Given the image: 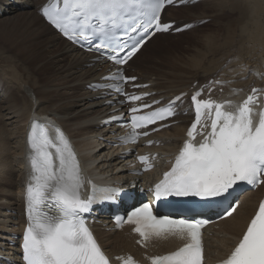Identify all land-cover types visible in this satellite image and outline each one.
<instances>
[{"label":"snow or ice","instance_id":"snow-or-ice-1","mask_svg":"<svg viewBox=\"0 0 264 264\" xmlns=\"http://www.w3.org/2000/svg\"><path fill=\"white\" fill-rule=\"evenodd\" d=\"M165 3L172 4L173 0H63L62 7L49 5L42 13L67 39L90 44L94 39L99 40L93 45L95 50L116 64H124L138 50L149 29L168 30L170 25L159 23ZM121 33L127 39H123ZM241 69L248 71L246 65ZM103 79L126 81L135 77L126 78L117 71ZM101 87L122 91L119 85ZM251 91L256 94L259 90ZM253 94L235 111L225 110V105H232L231 101L199 100L200 92L192 95L196 120L187 132L189 139L184 142L173 167L155 185L156 201L167 197H223L231 195L230 190L240 184L252 187L264 184V110L259 113L258 121H254ZM129 99L136 101L142 97ZM180 100L178 96L164 107L132 115V132L121 137V142L135 143L139 136L136 129L174 116L175 103ZM143 107L151 108V105ZM130 111L135 114L140 109L132 107ZM206 113L211 120V131L206 135L201 131L204 138L197 144L194 133ZM54 131L55 137L50 134L49 126L34 122L28 136L31 172L25 196L28 225L21 246L22 259L25 264H110L87 226L84 214L90 213L97 202H115L120 189L92 185L91 193L82 196L85 180L79 160L64 133L59 128ZM142 134L147 136L149 132ZM139 159L147 164L149 158L141 156ZM235 210L231 207L226 214L230 216ZM121 221L122 217L117 216L118 225ZM127 222L136 225L134 231L144 241L165 234L186 240L176 251L153 257L151 264H203L201 230L208 220L157 216L152 206L145 203L128 214ZM123 264L134 262L129 257ZM222 264H264V202L260 203L243 238Z\"/></svg>","mask_w":264,"mask_h":264},{"label":"bare ground","instance_id":"bare-ground-1","mask_svg":"<svg viewBox=\"0 0 264 264\" xmlns=\"http://www.w3.org/2000/svg\"><path fill=\"white\" fill-rule=\"evenodd\" d=\"M46 2L0 0V253L11 232L24 222L25 139L33 117L51 118L68 133L81 155L86 176L117 182L130 178L126 162L114 148V129L100 127L101 120L113 116L108 115L111 106L105 104L109 98L87 90L89 84L100 80L105 70H101L100 63L90 66L92 57L81 54L43 21L37 11ZM165 14L171 20L212 18L216 29L195 43L201 51L188 47L183 56L176 54L181 43L165 41L174 36L156 35L145 44L131 61L141 57L140 60L152 65L154 73L145 75L149 78L141 75V84H152L147 91H156L157 98L169 100L189 90L197 80L209 77L208 82L216 76L215 81L220 82L217 90L223 89L224 93L220 97L218 93L212 95L240 102L253 87H264V0H205L192 8L167 9ZM227 20L229 29L223 32ZM153 46L156 51L144 56L146 49L152 50ZM220 47L225 50L216 53ZM245 65L248 71H242L241 66ZM213 86L216 84L209 88ZM179 119L183 122L158 135L166 144L162 149L166 153L175 152L184 141L186 120ZM263 191L264 187L258 192ZM254 195L244 196L237 214L219 224L208 244L209 261L224 257L240 237ZM97 235L112 255L138 253L125 232L97 230ZM172 249L169 246L165 250Z\"/></svg>","mask_w":264,"mask_h":264},{"label":"rangeland","instance_id":"rangeland-1","mask_svg":"<svg viewBox=\"0 0 264 264\" xmlns=\"http://www.w3.org/2000/svg\"><path fill=\"white\" fill-rule=\"evenodd\" d=\"M178 12H181V11H178ZM7 17H9V16H7ZM189 20H192V19H189ZM229 22V20H227V22L224 24V30H223V32L224 31H226V30H228L229 29V26H227L226 24ZM210 24V26H208L207 28H205L204 30H201V31H198V32H196L195 34H190V32H194V31H196V30H199V29H201L202 27H205L206 25H209ZM213 29H216V26H215V22H214V20H212V18H207V19H204L203 20V22H201L199 25H198V27L197 28H195V29H193V30H191L190 32H188L186 35H188V36H185L184 37V35L182 36V37H176V36H174L175 38H173V39H171V40H169L168 38L167 39H165V41L167 42H171L172 40H175V42H178L179 44H180V48H178V52H176V54H178L179 53V55L181 54L182 56L184 55V54H186V51H185V48H192V49H194V50H199V51H201L200 49V47H198L197 45H195V43L197 42V41H199V40H202L204 37H205V35L207 34V32H209L210 30H213ZM190 34V35H189ZM165 42V43H166ZM223 42L224 41H221L220 42V44L221 45H224L223 44ZM159 43V41L156 43V44H158ZM215 47H217V46H215ZM214 47V48H215ZM224 50H225V47H224ZM223 47H220L219 49H218V51H216V53H222L223 51ZM153 51H156V49L154 48V46H153V48H152V50H151V48H148V49H146V52L143 54L144 56L145 55H147V54H151V52H153ZM143 55H142V57H143ZM180 55V56H181ZM140 59H141V57H140ZM138 60V61H136V62H134V64H132V66L134 67V69L133 70H137V72L138 73H141V74H143V73H145V72H150L151 74L152 73H154V72H152V70H151V67H152V65H149V63L147 62V61H142V60ZM152 64V63H151ZM1 67V66H0ZM148 67H150V68H148ZM2 69V68H1ZM139 70H141V71H139ZM2 71V75L3 74H5V73H3L4 72V70L2 69L1 70ZM146 75V74H145ZM3 78L4 79H6V80H8V82H10L9 84L11 85H13V83L8 79V77H5V76H3ZM11 85V86H12Z\"/></svg>","mask_w":264,"mask_h":264}]
</instances>
